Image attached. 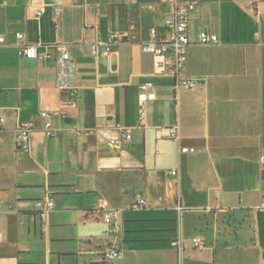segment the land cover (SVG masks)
I'll use <instances>...</instances> for the list:
<instances>
[{
	"label": "crops",
	"instance_id": "0c3cea01",
	"mask_svg": "<svg viewBox=\"0 0 264 264\" xmlns=\"http://www.w3.org/2000/svg\"><path fill=\"white\" fill-rule=\"evenodd\" d=\"M196 1L185 75L199 83L176 89L173 56L141 46L152 27L169 37L173 0H0V264H264V0ZM203 31L220 42L200 44ZM112 32L120 42L97 58L91 45ZM27 44L39 57L19 54ZM28 121L29 151L16 141ZM122 130L131 139L111 146ZM111 208L123 252L107 261Z\"/></svg>",
	"mask_w": 264,
	"mask_h": 264
},
{
	"label": "built area",
	"instance_id": "2783aa9c",
	"mask_svg": "<svg viewBox=\"0 0 264 264\" xmlns=\"http://www.w3.org/2000/svg\"><path fill=\"white\" fill-rule=\"evenodd\" d=\"M175 2L174 14L165 20V28L169 30V37L167 39L159 38V29L152 27L150 29L151 39L141 44L142 50L146 53L152 54L155 57H161L166 55L173 56V62L168 67L167 71L175 77V88H192L195 87L199 81L195 78H191L185 75L188 61V48L191 45V41L188 34L190 13L196 8V0H173ZM44 12V7L37 11V15L40 16ZM61 12V8H55V13L58 15ZM120 33H110L106 42H95L91 45L92 53L99 58L101 55L110 58L113 53V48L120 42ZM24 37L23 33L18 32L17 38L21 40ZM6 38L0 34V43H4ZM220 42V38L215 33L208 31L201 32L200 44L211 45ZM102 46V48H101ZM19 54L28 58L39 57L38 45L27 44L21 45L19 48ZM51 54H46L45 58L51 57ZM60 61H70L71 56L67 48L61 47V53L58 55ZM159 64V63H158ZM157 64V65H158ZM153 86L152 82L143 83L140 88L143 92L142 101L147 99V90ZM66 94L68 98V106L71 109H77L79 105V94L75 88H66ZM43 117H48L49 113L44 111L41 113ZM1 122L5 121L4 117L0 118ZM33 129V122L28 121L21 123L17 134V144L23 146L28 151L31 148L30 145V131ZM45 133L48 137H52L56 134V130L53 128L52 123L49 119L45 121L44 127ZM178 125L175 124L170 127V137L176 139L178 137ZM80 133V130H76ZM131 133L122 130L119 136L112 137L109 140L111 146L115 148H121L122 145L131 139ZM196 147L183 146L182 152H195ZM172 174H177V170H173ZM144 204V200L138 196L133 203L134 207H141ZM36 207L40 213L41 218L45 221L48 217V213L55 207L53 198L50 195H46L44 198L36 201ZM108 207L106 201H102L101 210H105ZM120 210L118 208H111L106 213L104 221L108 224V234L112 237L111 245L102 252L104 260L110 261L118 258L122 255V249L116 244L118 235L122 232V224L119 219ZM174 245H178V242H173ZM192 245L196 248H203L205 243L201 238H194Z\"/></svg>",
	"mask_w": 264,
	"mask_h": 264
}]
</instances>
